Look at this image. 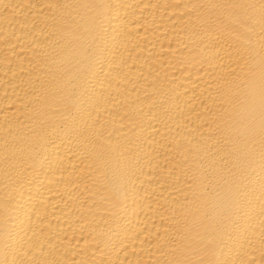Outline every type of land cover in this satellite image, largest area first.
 I'll list each match as a JSON object with an SVG mask.
<instances>
[{"label": "bare ground", "instance_id": "6f19581e", "mask_svg": "<svg viewBox=\"0 0 264 264\" xmlns=\"http://www.w3.org/2000/svg\"><path fill=\"white\" fill-rule=\"evenodd\" d=\"M0 264H264V0H0Z\"/></svg>", "mask_w": 264, "mask_h": 264}]
</instances>
